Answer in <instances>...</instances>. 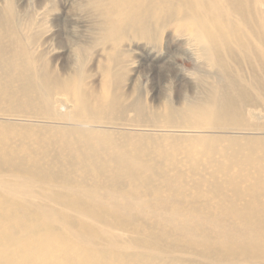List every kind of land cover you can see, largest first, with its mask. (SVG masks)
Masks as SVG:
<instances>
[{"label":"bare ground","instance_id":"obj_1","mask_svg":"<svg viewBox=\"0 0 264 264\" xmlns=\"http://www.w3.org/2000/svg\"><path fill=\"white\" fill-rule=\"evenodd\" d=\"M263 2L101 0L100 7L107 6L99 23L102 34L116 44L130 31L145 43L149 58L160 53L156 45L167 32L168 40L175 35L179 48L189 45L202 65L217 71V81L203 87V99L181 109L167 106L162 117L155 110L146 115L138 101L124 105L97 97L92 103L79 79L61 86L45 55L29 49L37 35L21 29L25 21L12 1L0 5V264H264V126L258 124L264 117V86L254 74L259 65L251 60L264 50V18L258 14ZM40 15L44 18L45 11ZM180 50L164 57L169 73ZM125 62L114 56L116 69L107 71L108 79L119 80ZM55 88L74 97V113L65 118L76 125L31 126L11 119L65 111L63 102L55 106ZM248 120L255 125L240 129ZM201 129L244 130L238 132L244 136L195 135ZM178 156L193 173L209 167L206 186L215 202L187 221L166 225L162 234L138 230L129 209L115 211L79 197L99 192L154 197L157 182L178 179L183 170L174 161ZM7 176L41 178L55 191L61 188L43 193L59 208L21 203L16 198L25 196L13 195L18 184ZM124 234L129 241H123ZM165 240L173 244L165 247ZM130 246L136 254L127 252ZM181 256L197 260L185 262Z\"/></svg>","mask_w":264,"mask_h":264},{"label":"rangeland","instance_id":"obj_2","mask_svg":"<svg viewBox=\"0 0 264 264\" xmlns=\"http://www.w3.org/2000/svg\"><path fill=\"white\" fill-rule=\"evenodd\" d=\"M6 1L0 0V5L3 6ZM11 1L16 14L20 15V19L25 21L24 25L20 26L21 29L27 27L29 37L37 35V38L33 41L35 45L31 46V48L29 46V49L36 53V55L41 53L45 55V61L50 65L48 70L51 77L61 82V86L65 85L68 81L70 82L72 78L79 79L85 89V94L92 103L96 102L97 97L103 101L106 99L115 102L121 100L124 102V105H130L138 101L146 107V115L155 110L157 111V116L162 117L165 114L167 106L181 109L185 106L186 102H198V100L203 99L205 97L203 87L213 84V81H217V71L207 65H202V62L197 59L196 55L190 53L192 47L189 45L185 47L180 46L179 48L175 35L172 36L171 34L170 40H168L169 33L166 32L163 38L161 37V41L156 45L160 53H149V58L145 56V53L148 52L145 43L135 40L129 35L130 31L120 38L119 44H116L113 38L105 37L102 34V27L100 25L103 22L101 20H104L101 12L103 11L105 15L107 6L103 3L100 7L101 0ZM258 8V14L262 19L264 18V2ZM44 11L45 17L42 18L43 16L40 14ZM100 22L101 24H99ZM171 37H175V41ZM180 49L186 52H182ZM177 50H180V53L178 52L179 55L173 54V59L171 60L173 71L169 73L167 67L164 66L167 65L165 58L171 56L169 54L177 52ZM252 53L256 52L252 50ZM113 55L117 57L121 56L126 61L122 64L125 69L117 72L121 76L119 80H115V78L108 79L106 74L108 70L116 69L112 68L113 64H111ZM251 60L259 65L255 67L254 74L259 86H264V50L251 56ZM144 62L151 64L150 69L143 70L138 67ZM254 80L252 79V81ZM52 95L55 97V106L58 107L60 106L59 102H63L66 106L65 111L56 112L55 110L52 113L51 110L45 116H43L44 112L42 111V113L32 114L29 117L14 116L11 119L16 120L14 122L29 124L31 126L67 128L76 125L75 122L71 123L65 118L69 113H74V97H69V92L64 94L57 88L54 89ZM132 116L130 114L129 118L131 119ZM160 123L163 125V121ZM258 124L261 127L264 126V117ZM253 125L255 124L248 120L241 125L240 129H247V127H252ZM41 129L49 130L48 128ZM186 129L190 130V128ZM253 129L256 130V128ZM169 130L173 129L170 128ZM202 130H196L194 132L195 135L244 136L243 134H239L243 133L244 130L214 131L207 129L206 133ZM204 130L206 131V129ZM257 132L260 133L259 131ZM174 161H177L183 170H180V174L176 175L178 179H172L174 182L170 181L167 184L157 182L158 192L154 194V197L140 195L138 197L127 198L117 192H99L101 194L99 196L86 193L79 194V197L90 198L93 202L101 201L103 204H107V206L102 207L114 209L115 211L124 208L129 209V212L134 215L133 217L138 220V230L143 231L144 228L147 229L149 232V234L146 233L147 235L162 234L164 229L167 228L166 225L187 221V216L199 214L215 202V196L209 192L206 186L210 182L211 172L209 167H201V174H197L190 171L192 166L186 162L185 157L178 156ZM203 169L206 171H203ZM7 177L13 184H18L15 186H18L17 188L11 189L13 195L25 196L23 198H16L17 200H22L21 203L38 201L51 209L59 208L51 201L53 199L48 198L46 195L49 192H56L55 194H57L58 191L63 190L56 187L55 189L58 191H55L51 187V182H46L45 179L41 178L38 180L36 178L26 179L18 177L16 179L12 176ZM46 191L47 194H43ZM77 191L79 193L86 192L82 189H78ZM31 205L28 207H36ZM194 211L199 212L196 213ZM121 233L118 232L116 235L122 236ZM110 235L103 234V237L110 240L112 238ZM125 235L126 237H124ZM124 236L122 238L124 239L123 241H129L128 235L124 234ZM164 243L165 247L173 244L170 240H165ZM176 246L181 248L183 247V243ZM135 250V246L127 248V252L129 251L132 255L137 253ZM181 258L185 262L186 260H197L192 257L181 256Z\"/></svg>","mask_w":264,"mask_h":264}]
</instances>
